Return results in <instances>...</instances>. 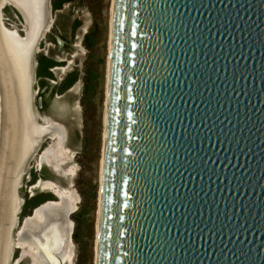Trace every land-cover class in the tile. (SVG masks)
I'll return each instance as SVG.
<instances>
[{"label": "water", "instance_id": "water-1", "mask_svg": "<svg viewBox=\"0 0 264 264\" xmlns=\"http://www.w3.org/2000/svg\"><path fill=\"white\" fill-rule=\"evenodd\" d=\"M51 1L0 0V264L41 148ZM67 237L55 218L27 240L61 264ZM98 264H264V0H115Z\"/></svg>", "mask_w": 264, "mask_h": 264}, {"label": "rangeland", "instance_id": "rangeland-1", "mask_svg": "<svg viewBox=\"0 0 264 264\" xmlns=\"http://www.w3.org/2000/svg\"><path fill=\"white\" fill-rule=\"evenodd\" d=\"M112 1L52 0L53 29L40 45V54L35 57L38 63L33 84L34 110L38 115L50 117L66 127L68 146L75 154L72 153L70 162V171L73 169L74 174L67 182L56 178L49 169L43 171L45 179L57 180L78 196L76 212L71 217L74 224L72 264H96ZM3 15L7 28H22V19L14 7H7ZM54 36L62 39L66 46L60 48ZM58 59H65L71 64L58 66ZM64 66L69 67L64 72H55V68ZM48 146L44 144L42 148ZM35 163L36 157L29 163L19 190V196L26 205L21 209L18 223L25 217V211L30 212L48 198V194L36 191V197L29 200L28 187L31 184H27V178L34 181L39 174ZM18 255L19 252H14L12 259Z\"/></svg>", "mask_w": 264, "mask_h": 264}, {"label": "flooded vegetation", "instance_id": "flooded-vegetation-1", "mask_svg": "<svg viewBox=\"0 0 264 264\" xmlns=\"http://www.w3.org/2000/svg\"><path fill=\"white\" fill-rule=\"evenodd\" d=\"M14 7V6H13ZM15 11L18 14V16L22 19L23 22V26L21 29H19L18 27L15 28V32L17 33L18 37L25 39L27 38L26 34H25V27L28 26L27 25V21L25 20V18L23 17V15H20L18 13L19 9L15 6ZM18 10V11H17ZM53 11V6H52V2H51V12ZM20 12V11H19ZM21 13V12H20ZM22 14V13H21ZM22 16V17H21ZM53 25H54V20H53V16L50 14V22L45 30V32L43 33L41 39L39 40L36 50H35V56L39 55L41 52L40 49V45L43 43V41L47 38V36L52 32L53 29ZM54 40L57 43V45L60 48H64V46H66V43L62 41V39H60L59 37L54 36ZM58 66H63V64L67 63L69 65V61L65 60V59H58ZM38 63V62H37ZM66 64V65H67ZM71 64V63H70ZM69 67V66H68ZM68 67H57L55 68V72H64L65 68L67 69ZM41 84H43L41 82ZM74 89H72L73 91ZM33 95H35L33 93ZM46 105V104H45ZM38 121L40 124H42L43 126H51V132L49 134V136L44 140L41 148L39 149V153L37 154L36 158H37V163L35 166V170L38 174V179H34L31 180L30 177L27 178V184L30 183L31 185L28 187V194H29V200H32L36 197L35 192L39 191L40 193H44V194H48V198L41 201L36 207H34L30 212L25 211L24 213L26 214L25 217L22 219V221L18 224L17 229L15 231V242H14V252H19V255L16 259H12L13 262L12 264H18L17 262H20V264H31L30 258L28 259H22L21 255H22V250L21 248L19 249L18 247V243L20 241L21 244H33L36 245L30 241L27 240V237L29 235L41 232L43 229H45V227L49 224V222L55 218H62L65 220V222L67 223L68 226V237L65 243V246L63 247L62 251L59 254H55V257L58 258L62 264L61 261V255L64 250L66 249V247L69 245V243H71L72 241V233L74 230V224L71 220V217L75 214L76 212V206L74 208V211L71 212L69 220H68V215H66L65 211H63L64 207V203H65V199L61 198L60 196H58L57 194H55L54 192H51L49 190H43L40 189L38 187V185L40 183L42 184H53L55 185V187L57 188V190L59 191H63V190H70L71 188L67 187V186H63L61 185L57 180H47L44 178L43 175V171L44 169H49L56 178L63 180L64 182L68 181V178L71 177L73 174L70 173V162L72 159V155L74 154V152L72 151V149L68 146L69 143V134H68V130L66 129L65 126H63L61 123L55 121L54 119L50 118V117H45L42 115H38L37 112L35 111ZM52 120L53 124H48L46 123V121L48 120ZM45 123V124H44ZM57 135L61 136V146L62 148H66L69 151L70 154V160L64 164L59 165L58 167L47 163H43L42 165L39 164V160H41V154L45 153V151L47 150V147L42 148L44 146V144L50 145L53 142L60 144V140L59 139H55ZM49 147V146H48ZM73 153V154H72ZM41 156V157H40ZM75 156V154H74ZM34 160V159H33ZM37 187V188H36ZM22 188V186H21ZM20 188V189H21ZM76 194V193H75ZM20 197V196H19ZM22 199V198H20ZM23 200V204L21 209L26 205L25 200ZM45 204V205H44ZM54 205H59L58 210L53 208ZM22 211V210H21ZM40 214L44 215V220L42 222H39L38 216ZM33 222V223H32ZM69 223L71 224V228H70V232H69ZM71 239V240H70ZM70 240V241H69ZM73 242V241H72ZM24 244V245H25ZM72 244V243H71ZM36 247L39 250V253L41 255V257H43V259L45 260V262L47 264H49L48 260L46 259V257L44 256V254L42 253L41 249L39 248L38 245H36ZM22 260V261H21Z\"/></svg>", "mask_w": 264, "mask_h": 264}, {"label": "bare ground", "instance_id": "bare-ground-1", "mask_svg": "<svg viewBox=\"0 0 264 264\" xmlns=\"http://www.w3.org/2000/svg\"><path fill=\"white\" fill-rule=\"evenodd\" d=\"M10 6H12V7L14 6L15 7V5H13L12 3H8L7 7H10ZM114 6H115V0L112 1V11H111L112 23H111V29H110L109 55H108V61H107L108 62L107 63V87H106V97L107 98H106V104H105V117H104V127H105L104 128V136H103L104 137V145H103V150H102V159H101V162H100V190H99V194H98V222H97V227H96V229H97L96 230L97 231L96 232L97 233V236H96V264H98L100 216H101V204H102V185H103L104 160H105V139H106V124H107V108H108V96H109L110 66H111L113 22H114ZM2 18H3V24L5 26L4 15H3ZM5 28L8 31H10L11 33H13L16 36H18L17 33L15 32V28L16 27H13V28L9 29V28H7L5 26ZM24 30H25L26 36H28V34H29V26H26ZM35 115H36V113H35ZM36 119L38 121L37 115H36ZM46 123L53 124V121L49 119L48 121H46ZM51 126L50 125L49 126H43L42 124H40V126L38 125L39 131H40V135H41L40 147L42 146V144H43L44 140L47 138V136H49V134H50V132L52 130ZM55 137H56L55 139H59L60 140V144H57V143L53 142L52 144L49 145V147L47 148L45 153L42 155L41 160H39V164L40 165H42L43 163H47V164L53 165V167L54 166L58 167L59 165L64 164V163H66V162H68L70 160L69 151L66 148L63 149L62 146H61V143H62L61 136L56 134ZM38 153H39V151H38ZM37 154L34 156V158L37 156ZM70 172H71V174H74V170L73 169ZM21 186L22 185H20L19 187L21 188ZM38 187L40 189H43V190H49L51 192H54L55 194H57L61 198L65 199V203L63 205V207H64L63 211H65L66 215H68V220H69L71 212L74 211V208H75V206L78 203V196L75 194V192L72 191L71 189L70 190L68 189V190L59 191V190H57L55 185L46 184V183L45 184L40 183L38 185ZM20 188H19V190H20ZM18 196H19V194H18ZM58 207H59V205H54L53 206V208H55L57 210H58ZM38 219H39V222H42L44 220V215L40 214L38 216ZM71 224L72 223H69V232H70ZM17 226L18 225L16 224L15 229H14L13 249H12L13 253H14V242H15V231L17 229ZM24 244H21L20 241L18 243L19 249L21 248V250H22V255H21L22 259H27V258L29 259L30 258L31 264H47L45 262V260L43 259V257H41V255L39 253V250L36 247V245L28 244V243L25 244V245ZM13 253L11 254V258H10L9 264H12ZM60 255H61L62 264H72L73 256H74L73 244L69 243V245L66 247L64 252L62 254H60ZM17 263L20 264V262H17Z\"/></svg>", "mask_w": 264, "mask_h": 264}]
</instances>
